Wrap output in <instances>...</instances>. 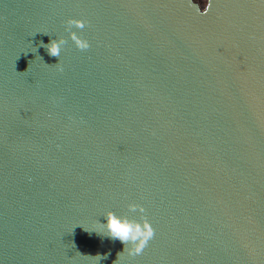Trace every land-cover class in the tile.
Masks as SVG:
<instances>
[{"label": "water", "instance_id": "95a60500", "mask_svg": "<svg viewBox=\"0 0 264 264\" xmlns=\"http://www.w3.org/2000/svg\"><path fill=\"white\" fill-rule=\"evenodd\" d=\"M0 264H264V0H0Z\"/></svg>", "mask_w": 264, "mask_h": 264}, {"label": "clouds", "instance_id": "9594fccd", "mask_svg": "<svg viewBox=\"0 0 264 264\" xmlns=\"http://www.w3.org/2000/svg\"><path fill=\"white\" fill-rule=\"evenodd\" d=\"M84 23L83 20L72 17H69L66 21L67 25L75 26L76 28H83ZM68 37L79 49H86L89 47L88 41L77 35L74 31H68ZM65 42L64 37H56L55 39H50L44 47L47 49L49 55L59 57L61 46L64 45ZM135 207L137 206L129 205V208ZM142 210L143 209H141V211ZM104 217L105 223H102V226L105 231L100 234L107 235L113 239H119L125 245L122 252L127 251L129 255L139 254L154 234V230L147 219L141 218L137 221L129 219L126 216H118L112 211H107ZM100 258L102 257L100 256Z\"/></svg>", "mask_w": 264, "mask_h": 264}, {"label": "rangeland", "instance_id": "374dc122", "mask_svg": "<svg viewBox=\"0 0 264 264\" xmlns=\"http://www.w3.org/2000/svg\"><path fill=\"white\" fill-rule=\"evenodd\" d=\"M195 1H197V2L199 3V5H200L201 7H203V6L206 4V1H207V0H195Z\"/></svg>", "mask_w": 264, "mask_h": 264}]
</instances>
